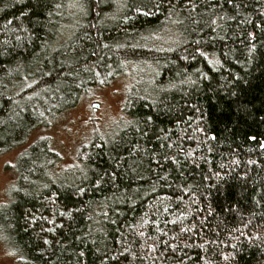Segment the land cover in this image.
<instances>
[{"label": "trees", "instance_id": "obj_1", "mask_svg": "<svg viewBox=\"0 0 264 264\" xmlns=\"http://www.w3.org/2000/svg\"><path fill=\"white\" fill-rule=\"evenodd\" d=\"M128 72L126 123L74 165L31 142ZM21 148L16 264H264V0H0V158Z\"/></svg>", "mask_w": 264, "mask_h": 264}, {"label": "rangeland", "instance_id": "obj_2", "mask_svg": "<svg viewBox=\"0 0 264 264\" xmlns=\"http://www.w3.org/2000/svg\"><path fill=\"white\" fill-rule=\"evenodd\" d=\"M134 78L128 72L108 86L89 91L76 108L64 113L46 132L34 134L31 142L41 135L49 138L60 156L59 167L74 165L83 146L96 136L108 140L126 123L123 109ZM21 151L16 149L0 158V206L10 200L16 185L14 165ZM0 264H16L11 250L1 243Z\"/></svg>", "mask_w": 264, "mask_h": 264}]
</instances>
